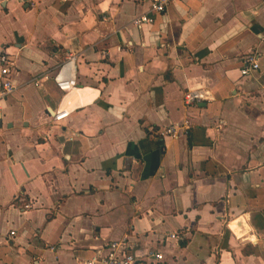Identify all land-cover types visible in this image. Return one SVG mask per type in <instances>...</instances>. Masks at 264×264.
I'll use <instances>...</instances> for the list:
<instances>
[{"label": "crops", "instance_id": "1", "mask_svg": "<svg viewBox=\"0 0 264 264\" xmlns=\"http://www.w3.org/2000/svg\"><path fill=\"white\" fill-rule=\"evenodd\" d=\"M30 2L0 0L17 87L0 115V264H85L116 242L141 264H264V0ZM189 90L208 99L187 107Z\"/></svg>", "mask_w": 264, "mask_h": 264}, {"label": "built area", "instance_id": "2", "mask_svg": "<svg viewBox=\"0 0 264 264\" xmlns=\"http://www.w3.org/2000/svg\"><path fill=\"white\" fill-rule=\"evenodd\" d=\"M21 4H30V0H18ZM180 0H150V14L159 15L167 12L170 5ZM154 22L153 18L149 15H141L137 17L133 24L137 27L152 24ZM14 56L9 54L6 50L0 56V115L4 109V102L7 98L11 97L17 90L16 85L12 79V72L15 68ZM76 58L75 56H69L66 62L62 65L58 74L54 77V81L59 88V90L65 94L74 91L77 88V78H76ZM260 56L257 54H248L243 61V68L241 70V75L243 77H249L260 69ZM35 86H39V82H35ZM208 96L202 91H192L189 90L184 95V102L187 107L194 106L199 102L206 101ZM69 113L64 112L59 116L54 117V122L59 123L68 117ZM189 128V122L185 121L181 124L172 125L163 128L160 131V135L163 138L172 137L176 138L180 134L184 133ZM25 209L33 208L31 203L24 205ZM15 232H11L10 236H15ZM172 238L179 239V233L172 235ZM153 257L157 261L163 260V255L154 254ZM141 264L140 261L131 253L126 251L124 242L112 243L109 248V253L106 257L100 260L93 259L86 262L85 264Z\"/></svg>", "mask_w": 264, "mask_h": 264}]
</instances>
